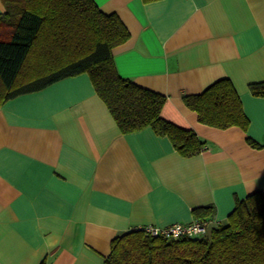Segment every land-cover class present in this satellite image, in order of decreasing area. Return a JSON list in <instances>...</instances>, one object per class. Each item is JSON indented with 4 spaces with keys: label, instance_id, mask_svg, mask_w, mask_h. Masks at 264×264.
I'll use <instances>...</instances> for the list:
<instances>
[{
    "label": "crops",
    "instance_id": "crops-1",
    "mask_svg": "<svg viewBox=\"0 0 264 264\" xmlns=\"http://www.w3.org/2000/svg\"><path fill=\"white\" fill-rule=\"evenodd\" d=\"M94 1L130 31L113 50L119 75L165 95L162 117L207 148L184 157L150 127L123 133L86 73L5 102L0 264H104L126 232L192 223L197 208L217 226L264 193V97L250 90L264 82V0ZM221 79L246 130L204 125L184 102Z\"/></svg>",
    "mask_w": 264,
    "mask_h": 264
},
{
    "label": "trees",
    "instance_id": "trees-1",
    "mask_svg": "<svg viewBox=\"0 0 264 264\" xmlns=\"http://www.w3.org/2000/svg\"><path fill=\"white\" fill-rule=\"evenodd\" d=\"M2 2L0 105L86 73L123 133L150 127L157 135L167 136L184 157L207 148L195 131L162 117L165 95L119 75L113 50L131 34L116 13H104L94 0ZM250 90L264 97V82L251 84ZM183 99L204 125L248 127L241 99L229 79ZM193 213L195 221L207 223L215 216L212 208H197ZM104 264H264V193L239 201L227 222L213 226L204 236L174 239L152 237L141 229L126 232L112 241Z\"/></svg>",
    "mask_w": 264,
    "mask_h": 264
},
{
    "label": "built area",
    "instance_id": "built-area-1",
    "mask_svg": "<svg viewBox=\"0 0 264 264\" xmlns=\"http://www.w3.org/2000/svg\"><path fill=\"white\" fill-rule=\"evenodd\" d=\"M140 229L144 230L152 237H166L177 239L183 236H187L190 238H196L208 234L211 229V223L194 221L189 224H176L166 228L147 226Z\"/></svg>",
    "mask_w": 264,
    "mask_h": 264
},
{
    "label": "rangeland",
    "instance_id": "rangeland-1",
    "mask_svg": "<svg viewBox=\"0 0 264 264\" xmlns=\"http://www.w3.org/2000/svg\"><path fill=\"white\" fill-rule=\"evenodd\" d=\"M224 223H226V222H224ZM212 227H213V226H212ZM212 227H211V228H212Z\"/></svg>",
    "mask_w": 264,
    "mask_h": 264
}]
</instances>
